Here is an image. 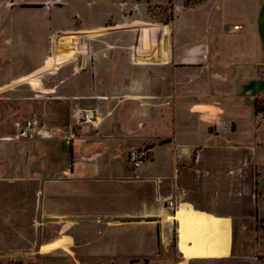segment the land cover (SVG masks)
<instances>
[{"label": "crops", "instance_id": "0c3cea01", "mask_svg": "<svg viewBox=\"0 0 264 264\" xmlns=\"http://www.w3.org/2000/svg\"><path fill=\"white\" fill-rule=\"evenodd\" d=\"M13 3L20 12H46L49 23L62 21L54 33L96 32L89 49L105 56L114 50L111 92L151 101L99 103L112 112L96 137L74 140L71 172L54 169L62 165L59 115L53 126L29 117L35 126L28 139L16 138L15 124L14 134L0 137V201L8 209L4 219L15 220L19 231L13 241L2 237L5 246L26 238L37 243L38 254L62 264H264V112L256 113L264 104V0H91V10L74 18L57 15L54 8L63 9L64 0ZM36 4L41 7H23ZM152 21L160 25L135 27ZM115 25L154 30L158 38L153 45L122 38L119 28L109 29ZM115 33V40L108 38ZM53 39L40 53L41 69L11 78L48 71ZM135 42L147 45L142 52L139 45L142 59L137 69L125 63L123 69L118 61L136 57ZM147 58L158 63L148 66L154 60ZM137 82L142 89H135ZM27 141L34 149L26 170L27 153L18 147ZM43 147L58 160H40ZM143 148L148 160L135 167L128 152ZM27 174L31 181H24ZM28 217L32 225L37 218L36 239L23 232Z\"/></svg>", "mask_w": 264, "mask_h": 264}, {"label": "rangeland", "instance_id": "374dc122", "mask_svg": "<svg viewBox=\"0 0 264 264\" xmlns=\"http://www.w3.org/2000/svg\"><path fill=\"white\" fill-rule=\"evenodd\" d=\"M10 1L29 4L34 0H0V137L14 134V124L16 133L28 122L34 128V123L29 119V117L33 116L43 118L49 126L57 125L61 122L57 120L59 115L62 117L63 129L61 149L62 165L54 169H56V173L60 172L61 174L63 173V168L65 171L70 170L71 172L75 166L73 152L74 140L91 136L96 137L104 125L101 119L107 117V112L111 111V109H101L100 107L102 106L99 103L111 102L114 103L109 104L112 105L111 107H118L121 103L132 100L133 94L125 92L115 95L111 92L114 89L113 84L115 79L111 77L109 68L116 62L112 60L114 57L113 48L107 49L105 61L100 63L99 74L96 75L94 71L92 72L90 70L93 64L90 54L91 50L87 44H93V41L97 37L96 32L83 34L60 30L58 33H54L52 26H55V29H57V27L62 26V21L58 20L56 23H49L47 19L43 18L47 13L41 10H23L20 12L19 6L13 2L10 3ZM57 1L58 4H62V0ZM90 1L64 0L65 6L63 9L59 5H56L54 9L57 15L59 14L61 16L62 13H67L70 17L74 18L77 13L82 14L84 11L91 10L89 6ZM40 5L36 4L35 7L40 8ZM23 7H31V5H23ZM169 7L167 6L165 8L166 13H168ZM5 8L11 10H5ZM159 25V23L152 21L147 24L136 25L135 27ZM135 27L133 25H115V27H110L109 29L119 28V34L122 38L146 40L148 45H153L155 39L158 38L154 30L146 31L141 28L135 29ZM50 33L55 36V39H53L55 45L52 43L50 51V69L34 74L24 81L13 80L14 77L11 78V76L17 77L19 75H25L33 70L42 68V62L40 61L42 55L40 53L44 52L42 50L47 47L50 36L52 35ZM117 36L118 33H115L111 37L108 36V38L115 40ZM105 37L107 39V36ZM80 40L82 42L84 41L82 46H78ZM20 41L24 43L23 46L20 44ZM135 43L131 48H134V53L137 54L136 57H132L126 62L125 59L118 61L121 65L125 63V66L132 70L138 68L136 66V64L138 65L137 61L142 59L138 56L140 54L138 50L140 43ZM70 46L72 47L71 51ZM140 47L142 52L144 48L141 45ZM125 54L129 56L131 53L125 52ZM147 60L149 62L154 60L148 66H155L158 63L155 58H147ZM121 67L124 69V65ZM150 68L152 69V67ZM44 74H47L48 77L42 76ZM116 81H120V79ZM50 85L62 86L61 92H45V90L48 91L50 89ZM133 86L137 90L143 87L140 82L135 83ZM117 87V90H122L120 86ZM163 96H167L168 98V95ZM53 97L57 98L53 99ZM133 99L138 104L140 101H151L145 97L137 98L134 96ZM72 106L76 110L74 111L77 112V116L73 121L69 118L70 113L74 112L71 109ZM85 110L87 112L83 116L86 117L80 116ZM89 121L93 125H81ZM71 125L72 130H70ZM84 126H87L91 131H88ZM73 133L75 134V139H72ZM18 148L27 153L24 161H22V167H25L26 170L30 169L32 159L31 151L34 149V145L32 146V143L27 141L26 143L19 144ZM45 148L43 147L39 150L40 160L44 163L47 162V164H49L50 160H58V157H51V159L47 157L48 154ZM123 156L125 157L126 154ZM44 177H47V175ZM29 178L28 174L23 177L24 181H31ZM7 210V205L0 201V264H62V258H48L47 256L38 254L37 243L33 244L26 238H23V245L6 247L2 237L6 236L13 241L14 234L16 232L19 234L18 230L13 229L16 225L15 220L13 222L11 221L12 223L10 222L12 227L10 226L5 229L6 225H10L9 222H6L8 220L4 219ZM10 217L11 215L7 218L9 219ZM28 219V221H22V225L25 226L21 227H23L24 233L31 232L36 239L38 235L36 229L37 218L34 219V225H32L33 221H30L31 219L29 217ZM261 240L264 242V237L260 238ZM259 257L260 259H264V256ZM244 264L251 263L245 262Z\"/></svg>", "mask_w": 264, "mask_h": 264}, {"label": "built area", "instance_id": "2783aa9c", "mask_svg": "<svg viewBox=\"0 0 264 264\" xmlns=\"http://www.w3.org/2000/svg\"><path fill=\"white\" fill-rule=\"evenodd\" d=\"M235 29H237V27H235ZM32 130H33V127L31 123L28 122L21 129H19V132L17 133L16 138H22V139L29 138ZM148 155H149L148 149H145V148L138 149V150L133 149L128 152L127 158H128V161L136 167V166L141 165L144 161L148 160ZM168 206L171 208H174L175 205L172 199L168 200Z\"/></svg>", "mask_w": 264, "mask_h": 264}, {"label": "water", "instance_id": "95a60500", "mask_svg": "<svg viewBox=\"0 0 264 264\" xmlns=\"http://www.w3.org/2000/svg\"><path fill=\"white\" fill-rule=\"evenodd\" d=\"M92 53V64L97 73H99V62L105 61V54H102L97 48L91 50Z\"/></svg>", "mask_w": 264, "mask_h": 264}, {"label": "bare ground", "instance_id": "6f19581e", "mask_svg": "<svg viewBox=\"0 0 264 264\" xmlns=\"http://www.w3.org/2000/svg\"><path fill=\"white\" fill-rule=\"evenodd\" d=\"M86 112H87V110H85L83 113H82V115H80V116H83V115H85L86 114ZM83 117H86V116H83ZM83 122V121H82ZM86 125H93L90 121L89 122H86L85 123ZM72 139H75V134L73 133L72 134ZM139 166H141V165H139ZM139 166H136V167H139ZM5 185V184H4ZM11 186V185H10ZM14 186V185H13ZM1 187V186H0ZM9 187V186H8ZM1 193V192H0ZM3 203H4V201H2ZM3 205V204H2ZM218 208V207H217ZM219 209V208H218ZM220 209H223V208H220ZM225 210H226V208H225ZM229 210V209H228ZM239 210V209H238ZM3 211V210H2ZM218 211H220V210H218ZM224 211V210H223ZM229 212H231L230 210H229ZM227 213V212H226ZM235 214V213H234ZM226 215V214H225ZM235 217H237V216H235ZM232 218V217H231ZM232 221V220H231ZM245 222V221H244ZM76 228H78V227H76ZM84 228V227H83ZM54 229H55V227H54ZM65 229V228H64ZM237 229V227H235V230ZM57 230V229H56ZM77 230V229H76ZM80 231V230H79ZM91 231V230H90ZM64 232V231H63ZM62 232V233H63ZM67 232V231H66ZM88 232V231H87ZM61 233V234H62ZM77 233H79V232H77ZM84 233V232H83ZM90 233V232H89ZM85 234V233H84ZM90 234H92V233H90ZM69 235H70V232H69ZM72 235V234H71ZM81 235V234H80ZM85 239V238H84ZM237 250V249H236ZM244 250V249H243ZM233 252V251H232ZM239 257V256H238ZM233 259V258H232ZM229 260V259H228ZM243 260V259H242ZM233 261V260H232ZM246 261V260H245ZM250 261V260H249ZM252 261V260H251Z\"/></svg>", "mask_w": 264, "mask_h": 264}, {"label": "trees", "instance_id": "16d2710c", "mask_svg": "<svg viewBox=\"0 0 264 264\" xmlns=\"http://www.w3.org/2000/svg\"><path fill=\"white\" fill-rule=\"evenodd\" d=\"M171 1V0H170ZM31 7H35V6H31ZM264 112V104H257L256 105V113L259 114V113H263Z\"/></svg>", "mask_w": 264, "mask_h": 264}]
</instances>
